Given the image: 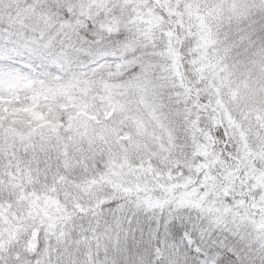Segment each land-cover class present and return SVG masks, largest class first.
Here are the masks:
<instances>
[{
  "label": "snow or ice",
  "instance_id": "snow-or-ice-1",
  "mask_svg": "<svg viewBox=\"0 0 264 264\" xmlns=\"http://www.w3.org/2000/svg\"><path fill=\"white\" fill-rule=\"evenodd\" d=\"M264 264V0H0V264Z\"/></svg>",
  "mask_w": 264,
  "mask_h": 264
},
{
  "label": "trees",
  "instance_id": "trees-1",
  "mask_svg": "<svg viewBox=\"0 0 264 264\" xmlns=\"http://www.w3.org/2000/svg\"><path fill=\"white\" fill-rule=\"evenodd\" d=\"M257 264H258V262H257Z\"/></svg>",
  "mask_w": 264,
  "mask_h": 264
}]
</instances>
